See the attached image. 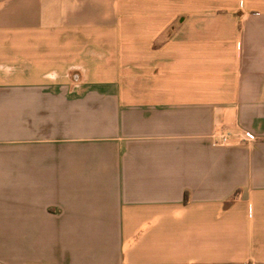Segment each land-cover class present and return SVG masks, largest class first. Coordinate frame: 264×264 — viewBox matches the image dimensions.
I'll return each instance as SVG.
<instances>
[{
	"label": "crops",
	"instance_id": "1",
	"mask_svg": "<svg viewBox=\"0 0 264 264\" xmlns=\"http://www.w3.org/2000/svg\"><path fill=\"white\" fill-rule=\"evenodd\" d=\"M0 264H264V0H0Z\"/></svg>",
	"mask_w": 264,
	"mask_h": 264
},
{
	"label": "built area",
	"instance_id": "2",
	"mask_svg": "<svg viewBox=\"0 0 264 264\" xmlns=\"http://www.w3.org/2000/svg\"><path fill=\"white\" fill-rule=\"evenodd\" d=\"M246 137L251 140L254 138V136L251 133H246ZM221 144L223 145L228 144V138L226 136L222 137Z\"/></svg>",
	"mask_w": 264,
	"mask_h": 264
}]
</instances>
